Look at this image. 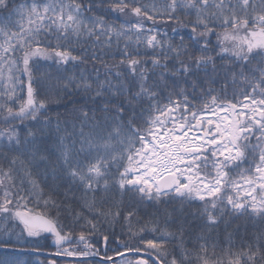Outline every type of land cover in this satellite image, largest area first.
<instances>
[{
  "label": "snow or ice",
  "instance_id": "6c2138e0",
  "mask_svg": "<svg viewBox=\"0 0 264 264\" xmlns=\"http://www.w3.org/2000/svg\"><path fill=\"white\" fill-rule=\"evenodd\" d=\"M96 9L123 17L131 13L136 20L126 18L117 26L96 14ZM193 13L191 39L202 54L195 58L189 54L185 62L188 49L183 38L175 47L159 38L157 21L186 27L181 16ZM216 28L222 32L216 33ZM212 34L217 35V45L210 48ZM113 40L118 49L124 42L119 64L126 67L128 76L113 73L105 65L104 79L98 69L93 78L82 68L78 76H61L55 85H45L33 74L36 60L53 61L64 71L66 66L87 65L90 60L103 62ZM216 47V56L209 54ZM141 49L145 55L151 54L150 61L136 58ZM217 57L223 61L219 67ZM202 69L203 81L199 78ZM189 77L196 78L189 83ZM221 81L219 90L204 87ZM41 89L45 96L53 90L64 93L70 89L94 93L93 100L106 96L102 116L95 110L89 115L73 109L71 121L56 122L55 132L63 134L58 136L52 167L42 173L46 181L50 171L53 181L47 198L40 180L33 178L32 168L41 177L40 166L47 165L53 153L36 139L42 131L29 128L23 140L20 136L21 125L38 121L41 110L46 109V99H39ZM51 123L45 117V127ZM62 123H70L71 131L62 129ZM0 124L4 125L0 141H7L0 143V158L8 160L9 153H15L7 168L0 164V188L4 189L0 220L5 221L0 236H7L0 239V250L11 253L0 257V264H25L18 258L26 251L23 245L49 236L55 256L85 264L86 258L99 254L93 251L89 235L98 233L104 223L118 222L125 194L129 206H137L126 213V221L144 203H178L182 213L186 203L199 201L203 206L200 216L206 217L209 229L221 220L227 226L225 217L264 222V0H165L160 6L142 0H0ZM59 181L67 182V204L53 195L61 186ZM77 191L83 195L77 196ZM97 192L104 195L97 198ZM41 201L44 210L37 212L34 209L41 207ZM105 204H109L107 210ZM61 217H71L73 227L80 225L78 236L71 228L65 231L67 225ZM171 219L172 213L167 212L165 224ZM149 223L152 232L160 231L159 217ZM128 227L131 230L130 223ZM147 230V224L140 227V233ZM138 238L143 248L123 247L143 253L145 258L128 264H192L193 260L196 264H225V257L227 264H264V230L253 241L242 242L239 251L231 250L230 236L221 255H216L213 243L211 256L207 242L191 252L185 247L183 225L179 236L165 229L161 237ZM169 238L178 241L171 250ZM103 239L107 244L108 235ZM105 259L112 261L113 257Z\"/></svg>",
  "mask_w": 264,
  "mask_h": 264
},
{
  "label": "trees",
  "instance_id": "16d2710c",
  "mask_svg": "<svg viewBox=\"0 0 264 264\" xmlns=\"http://www.w3.org/2000/svg\"><path fill=\"white\" fill-rule=\"evenodd\" d=\"M17 3H20L21 0H16ZM143 3L151 5L156 3L157 6H160L165 2V0H142ZM170 2V0H169ZM259 0H257V3ZM96 14H101L106 17L109 23L115 22L117 26L121 23L124 19H131L132 22H135L136 17L132 16L129 13L128 17L119 16L118 14L104 12L102 9H96ZM6 15V13H4ZM182 21L187 25L186 27H180V25L174 22H167L165 23L162 20L157 21V27L161 33L159 38L165 39L168 42L172 43L173 47L181 44V38H183V44L187 47L188 52L185 54L183 59L185 62H188V55L190 54L193 58L195 56L201 55L202 53L199 51V45L196 44L191 39V23L195 21V14L193 13L192 16L183 17L181 16ZM147 26H151V22H148ZM173 28H177L176 32H173ZM216 33L222 32V29L216 28ZM166 34V35H164ZM211 41L210 48L215 47L217 45V35L212 34L209 37ZM124 46V42L121 41L119 45V49L117 48L115 40H113L112 48L109 50L107 55L103 56V62L97 60L95 62L89 61L87 65L81 64L76 67H72L71 65L66 66L67 71H64L63 68H59L53 61H45V60H36L33 64V74L34 76L42 80L45 85L49 82L53 85L57 83V78L61 76H70L72 74H76L77 76L80 74V70L82 68H86V74L90 77L96 76V70H99L100 79H104L106 68L105 65L111 68L112 72L115 73L116 71H121L124 73V76H128L129 72L126 67H122L119 64L121 59L120 56V49ZM133 48L135 45L132 46ZM159 51V50H157ZM145 50L141 49V55L136 57L141 60H149L151 59V54L148 55L144 54ZM219 52V48L216 47L215 51L210 52L209 54L216 56V53ZM78 54V52L74 53ZM223 61H221L218 57L216 59V64L219 67ZM150 67V64L148 65ZM208 72L211 75V65H209ZM196 77H189V83L192 79ZM201 81L204 80L203 69L201 70L200 77ZM26 81V77L24 78ZM123 79V77H121ZM117 81L113 77V83L115 84ZM211 86L214 89L219 90L222 87V81L214 84H204L205 88ZM189 93H191V88L188 89ZM199 92V89H197ZM24 94L26 95V88L24 90ZM94 93H84L83 91H74L68 90L67 92L61 93L59 91L53 90L48 92L47 96L44 95V89H41V95L39 99H46V109L41 110L42 114L39 116L38 121H25L24 125L20 127V136L21 140H23L24 136L26 135L29 128L33 131L40 130L44 134L38 135L36 139L38 142L41 143L42 146H46L50 153H53L50 157V162L45 165L41 164L39 171L41 172V177L36 176L37 169L32 168L33 171V178H37L40 180L41 186L43 188V195L47 198L50 194V189L53 186V181L51 178V173L49 171L48 179L45 181L42 178V173L47 167L50 169L52 167V162L55 161V145L58 143V136L62 135L63 132L57 134L55 132L56 122L59 121H71L74 117L73 109H83L89 112V115L92 114V111L95 110L96 115L102 116L103 113L100 112V108L103 106V100L106 96L97 97L93 100ZM229 98L232 96V87L229 88L228 92ZM122 99V98H121ZM115 102V100L113 101ZM45 117L51 120V124L45 127L44 121ZM4 127L3 124H0V128ZM68 127L71 131V124L64 125L61 124V128ZM87 131V129H85ZM67 142L71 143V138L69 137ZM0 143L6 144L7 141H0ZM78 146V145H77ZM15 153H9L8 160H11L12 156ZM21 159H25L21 157ZM8 160H3L0 158V164L3 167H8ZM247 165H245L246 167ZM17 168H20L21 165L17 163ZM24 167H31L30 165L25 164ZM115 171V169H113ZM60 188L57 193L53 194L57 201L64 200V191L68 187L66 181H59ZM26 187H30V185H26ZM4 189L0 188V202H2ZM71 195V194H70ZM77 196L83 195L82 192L77 191ZM91 196V194H89ZM103 192H97L96 196L99 198L103 196ZM119 199V195L115 197ZM23 203V202H22ZM41 207L35 208L34 210L39 212L44 210L43 209V201L40 202ZM64 203H69L68 200H64ZM111 203V201H109ZM35 201L32 204H29V208H33ZM109 204H105L104 208L107 210ZM180 204H169L165 206L164 204H155V203H144L139 205L136 214L130 219V221H126L124 216L127 212L133 211L137 208L135 204L129 206V195L125 194L123 196V211L121 216L118 219V222L114 224L104 223L100 226V230L95 235H89V239L93 244V251L98 250V255H93L88 258L92 260L85 261V264H103L94 258H105L107 256L116 257L117 252L120 253H127L129 252L125 247L124 244L130 245L132 248L137 246L143 248L144 243L138 237L143 235L144 241L153 239L154 237H161L163 230H167L169 232H173L176 236H179V229L181 225L184 228V240H185V247L191 252L193 249H197L200 243L207 242L208 244V253L211 256L212 254V244L215 243L217 245L216 248V255H221L222 250L227 247L229 243V236L231 241L233 242L232 251H239L242 247V242H251L254 239V236L264 230V222L243 216H233V217H225L228 220L227 226H225L224 220H221L220 223L209 229L206 227V217L202 218L200 216V210L202 209V205L199 201H194L191 204H185L183 206V212L181 213L178 211L180 209ZM20 210H24L21 208ZM77 210H79L77 208ZM115 211V208H113ZM172 213V219L167 225L165 224L166 220V213ZM159 217V228L160 231L152 232L151 228L153 225L149 223V221L153 220L154 218ZM64 224L67 225L65 231H68L69 228L72 229L73 233L78 236L79 232L81 231L80 225L76 224L73 227V220L71 217L68 219H64L61 217ZM139 221V223H137ZM82 223V222H81ZM129 223L131 224V230H129ZM5 224V221L0 220V225ZM147 224L148 230L144 233H140V227L142 225ZM9 230H12L11 223H8ZM16 232L19 231V228L15 229ZM133 234H136V238H134ZM86 235L88 233L86 232ZM108 235L109 240L107 244H105L104 254H103V247H104V239L103 236ZM203 237V240L198 239V237ZM7 238L6 235L0 236V239ZM53 239L48 237L47 240H31L29 243L23 245V248L26 251L19 255V259L24 261L25 264H75L73 258L55 256L54 253L56 252V248L52 245ZM178 241L175 238H169L168 248L171 250L172 247L177 244ZM36 247L38 251L33 252L32 249ZM83 247V245H81ZM5 255H11L10 252H5L3 250L0 251V257ZM175 255L179 258L180 251L179 249L176 250ZM86 258V259H88ZM171 257H169L170 259ZM126 260H131L135 262L137 258H125ZM214 259V257H213ZM120 261L114 263L119 264ZM192 264H196V261L193 260ZM225 264H227V257H225Z\"/></svg>",
  "mask_w": 264,
  "mask_h": 264
},
{
  "label": "water",
  "instance_id": "95a60500",
  "mask_svg": "<svg viewBox=\"0 0 264 264\" xmlns=\"http://www.w3.org/2000/svg\"><path fill=\"white\" fill-rule=\"evenodd\" d=\"M51 239H53L51 236H49ZM52 245H53V242H52ZM104 247H103V254H104V249H105V241H104ZM53 247L55 248V246L53 245ZM1 251V250H0ZM145 258L144 257V254L143 253H133V252H127V253H124V255L121 257V256H116L113 258L112 261H107L105 258H94V260H97L103 264H114L122 259H125V258ZM89 260H92L91 258H88V259H85V261H89Z\"/></svg>",
  "mask_w": 264,
  "mask_h": 264
},
{
  "label": "rangeland",
  "instance_id": "374dc122",
  "mask_svg": "<svg viewBox=\"0 0 264 264\" xmlns=\"http://www.w3.org/2000/svg\"><path fill=\"white\" fill-rule=\"evenodd\" d=\"M119 264H128V260L123 259V260H121V261L119 262Z\"/></svg>",
  "mask_w": 264,
  "mask_h": 264
}]
</instances>
